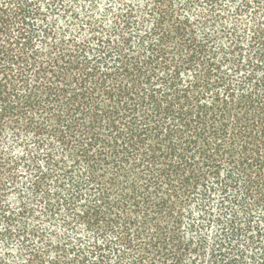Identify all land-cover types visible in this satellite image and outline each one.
I'll return each mask as SVG.
<instances>
[{
  "label": "trees",
  "instance_id": "trees-1",
  "mask_svg": "<svg viewBox=\"0 0 264 264\" xmlns=\"http://www.w3.org/2000/svg\"><path fill=\"white\" fill-rule=\"evenodd\" d=\"M0 264H264V0H0Z\"/></svg>",
  "mask_w": 264,
  "mask_h": 264
}]
</instances>
